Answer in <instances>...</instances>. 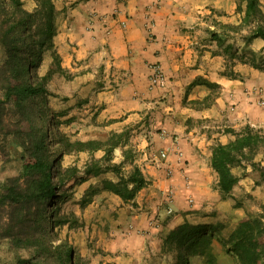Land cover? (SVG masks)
Segmentation results:
<instances>
[{
  "label": "rangeland",
  "instance_id": "1",
  "mask_svg": "<svg viewBox=\"0 0 264 264\" xmlns=\"http://www.w3.org/2000/svg\"><path fill=\"white\" fill-rule=\"evenodd\" d=\"M80 1L84 3L85 0ZM237 1L234 0L235 6L228 13L217 8L216 10L210 8L202 10L196 20L197 25L189 28L197 37L193 40L199 42L200 38L201 40L209 39L207 30L216 27V20L221 23H236ZM259 1L264 14V0ZM0 2L9 3V0H0ZM20 2L24 11L32 12L35 9L34 0H20ZM52 2L55 9V34L52 37V50L54 49L58 54L61 67L70 78L64 74L53 73L47 79H41L50 67L54 68L51 50L43 51L42 60L34 69L28 70V74L31 81L43 84L47 91L45 101H40L43 97H37L22 111L11 103L0 104V193L3 191L2 185L6 179L17 176L21 171V157L24 154L22 144H26L28 140L40 133L46 144L45 156L50 162L53 160L52 166L49 165V170H51V184L55 188L54 195L45 201V216L53 217L56 221L67 220L60 228L57 227L56 232L59 240L65 241L72 249L74 264H174L175 253H165L163 256L151 254L149 242L142 240L148 231L139 217L140 213L146 211L144 204L140 200L136 201L135 197L132 201L122 202L118 196L100 189L103 179L115 182L117 180L115 174L108 171L80 181V171L90 154L74 150L71 143L76 139L91 137L103 139L110 131L125 130L127 140L123 143L124 146L113 149L110 155L111 162L120 164L124 175L128 174L132 166H138L143 175H146L148 184L152 179L147 170L152 168L168 178L172 175L171 164L181 163L179 168L182 171L186 168L188 160L183 150L176 144L165 146L162 142L155 146L152 141L150 142L148 131L152 130L150 124L154 121L149 114L123 125L115 124V119L101 118L100 111L103 105L96 100V96L100 92L116 89L122 83V78L114 73V67L111 66L108 55L97 54L96 58L92 59L94 53L99 51L96 50L95 45L87 48L90 53L83 55L84 57L76 58L74 53L78 46L77 42L82 43L81 46L96 44L95 39L98 34L94 29H97L96 24H103L102 17L104 16L98 13L95 5H92V11H88L90 13L87 16H81V14L72 16L71 9L79 4L77 0H52ZM80 6L83 5L80 3ZM83 11L81 10L82 14ZM216 12L224 15H216ZM11 14L12 8L5 6L1 19H8ZM21 35L24 36V32ZM234 46L244 52L252 51L258 60H264V47H258L254 40L249 46H244L240 41L234 43ZM213 50L215 52L216 48ZM5 59L6 53L0 44V100L2 99L1 78L5 75L1 66ZM219 65L222 67L220 70L222 73L224 66L221 58ZM151 67L148 75L149 86L157 88L167 86L168 80L159 64L154 63ZM234 69L237 72L235 79L249 81V86L244 87L243 92L238 94L239 97H245L247 92L246 100L253 105V113H264V79L262 78L264 71L239 64ZM155 74L159 75V80L152 81L151 76ZM202 83L210 89V93L201 99L188 102L196 108L209 105L213 97L220 92L219 85H212L205 80ZM232 107L234 103L228 105L227 113L232 110ZM226 118L224 116L216 120L188 119L185 122L193 130L192 139L188 141L191 144L194 142L193 151L198 153L202 164L208 163L210 187L215 190L217 189L216 173L211 171L210 155L216 143L217 133L231 128ZM245 125L258 130L264 136L263 127L249 123L234 130L238 131ZM153 132L158 133L160 130L153 129ZM124 150H127L129 160L124 161ZM263 153L264 142L257 147L256 155H254L255 162L262 167L264 166L260 162V154ZM101 155L102 151L98 150L94 151L91 156L99 158ZM232 171L238 181L248 178L250 182L247 186L252 184L253 177L257 178L253 184L263 185L259 173L251 168L248 161H243L241 166L233 167ZM93 189H97L98 192L91 195L90 192ZM227 197L234 198V206L246 204L251 210L246 216L264 214L262 200L250 191H244V186L239 183L235 184L230 196L225 198ZM189 199L191 198L186 199V202L190 205ZM86 200L89 202L85 203ZM131 213L139 218L134 220L135 227L126 220ZM192 213L190 217L184 218L183 222L198 225L201 230L210 234L213 242L212 254L215 255L217 264L218 262L219 264H230V258L226 256L223 246V241L230 232L220 233L219 231L224 225L230 223L231 215L218 213L214 206ZM194 217H199L202 221L196 223ZM4 220H6V215L0 209V221ZM166 233L167 231L162 232L160 239ZM191 264H202V261L195 260Z\"/></svg>",
  "mask_w": 264,
  "mask_h": 264
},
{
  "label": "trees",
  "instance_id": "2",
  "mask_svg": "<svg viewBox=\"0 0 264 264\" xmlns=\"http://www.w3.org/2000/svg\"><path fill=\"white\" fill-rule=\"evenodd\" d=\"M34 1L36 6L32 12L24 11L20 0L0 2V44L6 53L1 66L5 75L1 78L0 104L11 103L19 111L37 97H43L40 101H45L47 91L43 84L31 81L28 74V70L34 69L42 60L43 51L51 50L54 68L50 67L41 79L45 80L53 73L70 78L61 67L58 54L52 50L54 4L52 0ZM5 6L12 8V14L2 20ZM261 8L259 0H238L236 23L216 20V27L207 30L209 40L216 44L214 53L224 61L221 74L236 78V64L264 71V60H258L252 51L244 52L234 46L238 41L248 46L255 38L264 42V14ZM216 15L224 14L216 12ZM223 133L230 135V139L225 143L216 141L211 149L210 168L216 173V188L225 198L230 196L238 181L232 169L241 166L243 161L250 162L251 168L259 173L264 183V167L258 166L254 160L264 136L249 125L238 131L226 128ZM42 137L38 133L22 144L21 171L17 176L6 179L2 185L0 209L6 215V220L0 221V264H74L72 249L65 241L59 240L56 232L57 227L60 228L67 220L56 221L53 217L45 216V201L54 195L55 188L51 184L49 170L53 160L50 162L45 156L46 144ZM126 140V131L121 130L110 131L103 139L91 137L76 139L71 143L74 150L90 154L80 171V181L110 171L117 180L103 179L100 189L118 196L122 202L132 201L136 193L148 185L138 166H132L124 175L121 165L111 162L113 149L124 146ZM98 150L102 151L99 158L91 156ZM123 157L124 161L129 160L127 150L123 151ZM97 192V189H93L90 194ZM161 240L160 255L175 253L174 264H191L195 260H201L202 264H217L212 254V237L198 225L187 222L178 224L168 230ZM223 246L226 254L235 257V264H264V214L239 219L223 241Z\"/></svg>",
  "mask_w": 264,
  "mask_h": 264
},
{
  "label": "crops",
  "instance_id": "3",
  "mask_svg": "<svg viewBox=\"0 0 264 264\" xmlns=\"http://www.w3.org/2000/svg\"><path fill=\"white\" fill-rule=\"evenodd\" d=\"M77 1L79 4L71 9L72 16H87L95 5L104 18L103 24H96L97 29H94L98 34L96 44L81 46L82 43L77 42L74 56L80 58L90 53L87 48L95 45L99 51L92 59L97 54L108 55L114 73L122 78L116 89L100 92L96 96V100L103 105L101 118L115 119V124L123 125L149 114L154 121L150 124L152 130L148 131L150 142L155 146L162 142L165 146L176 144L188 160L182 171L179 168L181 163L171 164L172 175L168 178L152 168L147 170L151 183L136 193L135 200H140L146 207L139 217L148 230L142 240L149 242L151 254H160L162 232L174 228L192 212L210 206L216 207L220 214L231 215L230 223L219 231L231 232L236 222L251 210L244 203L234 206V198H222L217 189L210 187L208 163L203 165L198 153L193 151L194 142L191 144L188 141L192 139L193 130L185 122L188 119L216 120L225 116L232 129H239L246 123L264 128V113H253V105L246 100L247 92L245 97H239L244 87L249 86V81L221 74L220 58L223 66L224 61L214 53L215 41L200 38L196 42L193 39L197 37L190 30L197 25L196 20L202 10L217 8L228 13L235 6L234 0H159L158 3L157 0ZM81 10H84L83 14ZM254 43L264 47L260 38H255ZM154 63L159 64L168 80L163 88L149 86L148 75ZM203 80L219 85L220 92L209 105L196 108L188 102L210 93ZM230 103H234V107L227 113ZM153 129L160 132H153ZM229 139L230 135L223 130L217 133L216 141L225 143ZM260 162L264 166V153L260 154ZM252 180L250 186H247L250 182L248 178L237 183L264 203V183L253 184L256 177ZM188 198H191L190 205L186 202ZM136 219L139 218L133 213L126 218L133 227ZM194 221L198 223L202 219L194 217ZM226 256L230 258V264H235L234 256Z\"/></svg>",
  "mask_w": 264,
  "mask_h": 264
},
{
  "label": "built area",
  "instance_id": "4",
  "mask_svg": "<svg viewBox=\"0 0 264 264\" xmlns=\"http://www.w3.org/2000/svg\"><path fill=\"white\" fill-rule=\"evenodd\" d=\"M151 78H152V79H151L152 81H157V80H159V75H156V74H155V75L151 76ZM162 156H164L163 153H162ZM189 201L191 202V199H189Z\"/></svg>",
  "mask_w": 264,
  "mask_h": 264
}]
</instances>
